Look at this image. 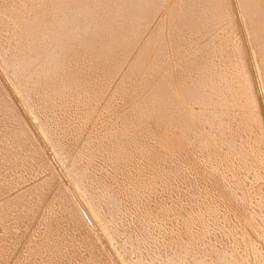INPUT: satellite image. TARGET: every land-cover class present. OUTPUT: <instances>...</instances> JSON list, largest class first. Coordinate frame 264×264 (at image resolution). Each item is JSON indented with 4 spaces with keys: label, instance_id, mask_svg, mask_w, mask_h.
I'll list each match as a JSON object with an SVG mask.
<instances>
[{
    "label": "bare ground",
    "instance_id": "bare-ground-1",
    "mask_svg": "<svg viewBox=\"0 0 264 264\" xmlns=\"http://www.w3.org/2000/svg\"><path fill=\"white\" fill-rule=\"evenodd\" d=\"M240 3L264 49V0ZM228 7L223 0H0V80L19 93L18 108L27 104L35 114L37 140L49 148L42 151L18 128L16 105L0 86V264H27L22 254L32 215L26 211L48 206L66 185L75 186L86 221L74 210L75 199L62 196L54 203L66 219L105 240L111 254L116 248L107 239L121 234L124 253H146L157 264H183L182 256L189 264H264V194L241 182L244 154L249 169L264 167V148L254 132L249 139L235 133L232 143L220 137L223 131L216 133L213 113L205 124L200 118L205 106L218 103L226 110L222 115L229 114V99H243L234 80L239 89L248 84L240 47L215 56L228 32L216 46L199 42L219 29L233 32ZM225 17L227 26L221 24ZM205 44L206 56L197 58ZM194 138L207 148L191 147ZM183 151L190 162L179 159ZM44 152L70 165L67 173L43 165L40 172L51 178L43 189L13 181L39 167ZM149 156L154 158L145 169L140 160ZM192 167L191 184L182 176ZM182 212L191 219L181 225ZM62 220L45 246L53 258L38 249L37 264L70 259L63 252L67 241L56 239ZM179 225L190 230L183 245Z\"/></svg>",
    "mask_w": 264,
    "mask_h": 264
},
{
    "label": "rangeland",
    "instance_id": "rangeland-1",
    "mask_svg": "<svg viewBox=\"0 0 264 264\" xmlns=\"http://www.w3.org/2000/svg\"><path fill=\"white\" fill-rule=\"evenodd\" d=\"M225 1L227 5L229 4V7H230L229 13L233 17V27H234L233 32H231L229 29L225 31L222 29H219L217 32L218 35H215L213 38H211L212 34L210 33L206 34L207 32L204 29L201 35L202 37L205 34L206 35L201 40L199 39V42H203V41L209 42L210 41V45L213 44L216 46L218 43L217 42L218 38L221 37L223 33L228 32V36L225 40L226 44L223 47L218 46V45L216 46L215 56L221 57L225 55L226 54L225 51L231 50V48H233V46L235 45L240 47V49H242L244 53L245 70L248 74L247 76L248 84L246 86H243L241 89H239L238 81L234 80V83H233L234 88L242 92L241 94L243 95V99L241 100L242 96L240 94L236 97L229 99L231 102L230 103L231 110H229L228 112L229 114H226L223 116L222 114L226 112V110H224L223 106H221V104L218 103L214 107L212 104L209 106H205V110H203L200 118H201L202 123L205 124V120L207 118L206 115L209 112L213 113L215 116L214 119H216V121L214 122L216 126V133L220 134L219 132L223 131L222 132L223 134H221L220 137L223 140L231 141L232 143L233 142L235 143V140H234L235 136L233 137V134L241 133L245 138L249 139L251 138L250 136L254 132L259 138V141L257 142L258 146L264 148V49H261L257 45L259 42H261V40L259 39L260 36L259 34L252 32V28H251L252 26L250 24V16L248 15V12L246 11V9H244L243 6H240L241 5L240 0H223L224 3ZM219 17L220 16H218L215 19L216 22L219 20ZM213 22H214V19H213ZM221 24L225 26L228 25V21L226 17L224 18ZM207 44H205V46L201 45L196 49L195 53H197L198 55V56L196 55L197 58H202L203 56H206L207 47H209ZM234 62L235 61L233 59V63ZM183 64L185 63L183 62ZM9 85L5 84L4 80L3 82L2 80H0V86L2 88L3 93L7 96L10 102L13 104L12 106H15L16 99L19 97V93L16 91L14 87H12V85L10 86ZM118 103L120 104V102ZM16 109H17L18 118L21 120L20 122L21 125L19 124L18 128L19 129L24 128L27 131L29 138L33 139L34 141L36 139L35 143L40 148L42 147L41 148L42 151L43 149H49L47 146L43 145L42 142H38L37 140L38 136L36 132L38 129H36L37 127L36 126V123H37L36 116L29 109L28 105L25 104L21 108H18V106L16 105ZM30 122H31V125H29ZM217 127H219L220 129L219 128L217 129ZM189 129L192 130L193 126L189 127ZM39 138L41 139L40 136ZM43 138L46 143L47 140H46L45 135L43 136ZM195 141L197 140L194 138L193 139L194 145L192 144L193 146L191 147H194L197 144V143L195 144ZM198 142L200 143L196 145L198 148H201V149L207 148V144L205 140L199 139ZM238 144L239 143L237 142V145ZM220 145L221 144H219V149L221 148ZM193 149L195 150V148ZM211 151L213 152V149ZM207 152L209 151L207 150ZM44 155L46 156L45 158L46 160L43 161L39 167H36L35 169H33L30 172V174L27 173L26 174L27 176H25V178L22 179L21 177H18L17 179L14 178L13 181L15 182L22 181V184L24 186H27L26 188L36 186V187H39L40 189H43L42 187L47 186L49 181L51 180L50 176H44L43 173H41L43 170L40 172V169L43 168V165L51 169L52 172L53 173L55 172L57 175L64 174L63 172L67 173V169L69 168L70 165L68 164L66 165L65 163L62 164L59 159H58L59 161L56 160V162H54L53 160H51L50 157H47L45 152H44ZM189 157L190 155L186 151L181 152V154L179 155V159L184 162L185 161L190 162L191 160L189 159ZM153 158L154 157L149 156V159L145 158L144 160L143 159L140 160L141 161L140 165H142V162H143V164L147 165V166H144L146 167L145 169H147V167H149L150 164L152 163L151 160ZM243 158H244L243 160L244 168H243V172L241 173L242 175L241 182L244 183L243 189L250 190L251 193L258 192L260 194H264V167L255 165L256 166L255 168L249 169V167L247 166L248 163L250 162V157L248 153H245ZM147 162L149 164H147ZM103 164L106 165V163H103ZM101 168H105L104 165L103 166L101 165ZM192 168L188 169L185 172V175L182 176V179L186 180L187 182L189 181L191 184L193 183L194 178H195L194 177L195 171H194V168L193 169ZM197 168L202 170L203 164H199V165L197 164ZM142 171L144 172V170ZM225 174L230 175V172H225ZM223 180H226V179H223ZM231 180H230L231 181L230 185L235 186V184H237L236 183L237 181L235 180L236 181L235 182L233 179ZM84 183H87V182H84ZM85 186L86 185L81 183L79 187L80 189L81 187L85 188L86 189L85 191L88 197L92 198L91 192ZM206 186L205 185L203 186V189H202L203 193H204L205 188L207 189ZM129 187H131L132 189L133 186H129ZM161 187H163V185ZM75 190H76L75 186L70 187L69 185H66L62 189V192L59 193V195L58 194L56 195V192L58 191H54L55 193L54 201L60 202L63 199L62 196H66V198L70 197L71 199L72 198L75 199V202H74L75 204L73 205V208L76 211V213H78V215L80 216V219H82L83 221H86L85 216L83 214V207L80 205L79 202L76 201L75 196L78 197L77 196L78 192ZM73 193L76 195L74 196ZM241 196L242 195L237 196L236 199L234 200L238 202L239 199H241ZM201 198H205V196L201 194ZM34 199H35L34 201H36L37 197ZM50 201L48 202L49 205L45 206L44 204L41 207L42 209H37L38 208L37 206H32V210L34 209V211H31V212L29 210L26 211L28 212L30 216L32 215V217L28 220V222L29 221L32 222V226L30 229V233H28V238L27 236L25 237L27 241L25 245L26 248L24 249V252L22 254L23 260H24L23 263L27 262V264H35L37 262L35 258V254L33 253L37 251L38 249L43 250V251L46 250L45 246L47 243V239L48 237H50V235L54 231L53 224L56 223V221H59L62 219L63 220L61 222L64 221L62 224V228H64V230H62L63 232L61 234L59 235L56 234V239L58 238L62 242L61 236H63L64 239L67 241V246L64 245L63 252L65 254L68 253L67 255L70 256L69 257L70 259L66 260L67 262H65L64 264H76V263H73L75 261L78 262L77 264H81V262H84V261H89L88 264H142L141 262H144V261H146V264H157L158 263L157 260L153 259V256L149 258L146 253H144L143 256H140V254L138 255V254L131 253L132 255H128L129 253H124L125 250L123 246L126 245L127 239L126 237H123L121 234L120 236L119 235L114 236V237L110 236L113 239L112 238L107 239L108 242L113 243L112 248H116L115 250L116 253L111 254L107 250V247L105 245L106 244L105 240L101 241L98 235L94 233L93 231H91L90 227H86L85 229L80 228L76 220L69 221V219L67 218L68 219L67 221V219L65 218L67 212L64 211L63 207L58 206L57 204L54 203V201L53 202L51 201L50 203ZM212 202L213 200L211 201V203ZM178 216H179L181 225L183 223V220H186L188 222V220L191 219V217L189 216L187 212H182ZM186 225H188V223ZM189 226L191 227V224ZM10 228L14 229V231L18 234H26V233H23L24 231L22 232L21 230L16 231L17 229H16L15 224H10ZM177 230H179V233H180L179 235L182 241L181 245H183L185 241L188 243V234L190 230L180 225L178 226ZM54 235H55V232H54ZM86 235L87 237H85ZM95 241L97 242L96 245H98L99 248L96 251V253L98 254L93 255L91 254L90 251ZM69 244L72 246H70ZM48 252L49 251L47 250L45 251V253H47L46 257L53 258L52 253H48ZM170 255L171 254H169V256ZM185 257L182 256L183 264H189L190 259H185ZM16 262L18 263V261ZM164 263H165V260H164Z\"/></svg>",
    "mask_w": 264,
    "mask_h": 264
}]
</instances>
